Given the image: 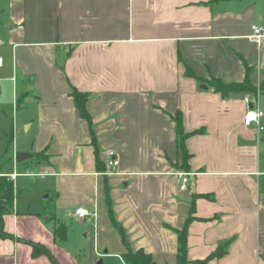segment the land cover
<instances>
[{
    "label": "crops",
    "instance_id": "0c3cea01",
    "mask_svg": "<svg viewBox=\"0 0 264 264\" xmlns=\"http://www.w3.org/2000/svg\"><path fill=\"white\" fill-rule=\"evenodd\" d=\"M254 24L264 27V0H0V105L14 100L26 128L16 154H33L26 172L17 161L0 171L15 193L0 264H125L109 208L155 264L177 263L175 230L189 218L187 264H264V116L244 123L250 107L264 110ZM247 77L255 92L223 96L208 84ZM72 85L89 94L100 168ZM31 176L39 188H19ZM81 206L97 218H76ZM59 224L69 226L63 242Z\"/></svg>",
    "mask_w": 264,
    "mask_h": 264
},
{
    "label": "trees",
    "instance_id": "16d2710c",
    "mask_svg": "<svg viewBox=\"0 0 264 264\" xmlns=\"http://www.w3.org/2000/svg\"><path fill=\"white\" fill-rule=\"evenodd\" d=\"M187 73L191 76H195L194 72L190 68L187 69ZM208 84L213 88L214 91L221 93L223 96H227L233 92H239V91L240 92H252V91L255 92L257 90V87L251 83L248 77L241 83H232V84H227L223 82L221 79L213 78L208 81ZM262 89L264 91V88ZM70 94L74 99L75 106L79 110L81 117L86 119L89 124L90 133L92 136V143L95 146L97 166H99L100 168V159H99V153H98V146L96 142L95 130L93 127V120L86 107V102L89 98V94L87 92L80 91L77 87L73 85L71 87ZM20 99H22V97ZM174 120L176 122V131L178 135V146L183 153V160H184V165H185L187 163L189 153L187 152V148L185 144V139H186L187 134L185 133L183 119H182L180 112H177L175 114ZM14 200H15V193H14L13 181L6 175H0V222L1 223L3 222L4 215L13 211ZM108 204L110 205V198H108ZM109 210H110L113 224L120 231L122 235V240L126 247V250L122 255L125 264H155V261L153 260V257L151 254L147 253L144 249L134 250L130 246L127 240L126 234H125V230L114 218L112 209L109 208ZM189 220L190 218L188 219V221ZM188 221L182 230H177V229L175 230L178 235V252H177V263L176 264H187L189 262V259L187 256ZM68 230H69V226L67 224H59L54 229L55 236L60 242H63L67 238ZM0 234L1 235L5 234L2 228V224L0 226ZM39 249L45 251L44 248H39ZM211 257L212 256H210L206 260H203V261L200 260L196 262L197 264H205L208 261V259H210Z\"/></svg>",
    "mask_w": 264,
    "mask_h": 264
},
{
    "label": "rangeland",
    "instance_id": "374dc122",
    "mask_svg": "<svg viewBox=\"0 0 264 264\" xmlns=\"http://www.w3.org/2000/svg\"><path fill=\"white\" fill-rule=\"evenodd\" d=\"M2 77L4 76L0 73V78ZM4 80L5 79L2 78V82H4ZM4 98V104L0 105V171L2 173L11 170L12 165L16 163L17 136L21 138V135L26 131V128L21 123L17 122L18 111L14 105V100H11L10 95ZM262 135L264 136V131H262ZM261 161L262 167H264V142L261 145ZM18 166L20 171L26 172L24 162L18 163ZM40 180V177L36 176L20 177L19 188H39ZM22 195L26 196L24 193ZM47 211L45 210L43 213L46 214ZM48 212L47 216L49 217L51 212Z\"/></svg>",
    "mask_w": 264,
    "mask_h": 264
},
{
    "label": "built area",
    "instance_id": "2783aa9c",
    "mask_svg": "<svg viewBox=\"0 0 264 264\" xmlns=\"http://www.w3.org/2000/svg\"><path fill=\"white\" fill-rule=\"evenodd\" d=\"M253 40L260 42L261 40L264 39V27L258 24H254L252 26V33L250 36ZM3 59L0 57V65L2 64ZM246 101L249 100L248 97L245 98ZM264 116V110L259 108V107H250L245 116H244V123L247 126H251L253 124H260L261 118ZM263 129V127H260ZM109 160H108V165L109 166H117L119 164V160L117 159L116 153L114 151H109L108 154ZM179 176L182 177V182L185 183L188 180V174L187 173H178ZM13 177L16 176V174L12 175ZM74 216L78 219L81 220H87L91 221L97 218L98 212L96 210L87 208V207H77L74 210Z\"/></svg>",
    "mask_w": 264,
    "mask_h": 264
},
{
    "label": "water",
    "instance_id": "95a60500",
    "mask_svg": "<svg viewBox=\"0 0 264 264\" xmlns=\"http://www.w3.org/2000/svg\"><path fill=\"white\" fill-rule=\"evenodd\" d=\"M203 87H207L206 85H203ZM33 156V154H30V153H26V152H18L16 154V161L17 162H23L29 158H31Z\"/></svg>",
    "mask_w": 264,
    "mask_h": 264
}]
</instances>
